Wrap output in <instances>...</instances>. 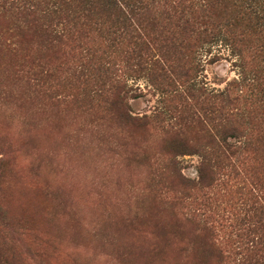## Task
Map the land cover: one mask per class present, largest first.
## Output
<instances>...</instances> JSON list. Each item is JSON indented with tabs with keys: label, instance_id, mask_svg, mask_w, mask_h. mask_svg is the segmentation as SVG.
<instances>
[{
	"label": "rangeland",
	"instance_id": "1",
	"mask_svg": "<svg viewBox=\"0 0 264 264\" xmlns=\"http://www.w3.org/2000/svg\"><path fill=\"white\" fill-rule=\"evenodd\" d=\"M148 1L0 0V264H264V3Z\"/></svg>",
	"mask_w": 264,
	"mask_h": 264
},
{
	"label": "trees",
	"instance_id": "2",
	"mask_svg": "<svg viewBox=\"0 0 264 264\" xmlns=\"http://www.w3.org/2000/svg\"><path fill=\"white\" fill-rule=\"evenodd\" d=\"M239 1L241 2V8L243 10L247 9L246 6H249V8L256 7L258 5L257 2L264 3V0ZM244 1L247 4L246 6L243 4ZM14 2L19 3L26 12L43 7L44 9H41V11L44 12L45 18H50L48 28L52 25V30H56V28L62 25L59 20L68 10H76L78 15L108 14L120 18H125L129 12L139 13L141 10H146V12L150 11L148 0H14ZM247 10L248 20L255 21L257 24L259 23L258 21H264L263 7H261L260 13L252 9ZM262 26L264 27V25ZM118 92H121L120 88L118 91H115L114 104L123 105L120 96L117 95ZM229 104L231 106L234 105V103Z\"/></svg>",
	"mask_w": 264,
	"mask_h": 264
}]
</instances>
